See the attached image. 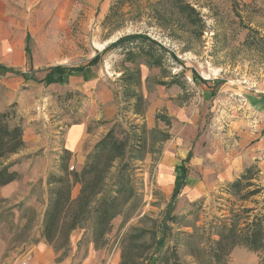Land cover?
<instances>
[{
	"label": "rangeland",
	"instance_id": "rangeland-1",
	"mask_svg": "<svg viewBox=\"0 0 264 264\" xmlns=\"http://www.w3.org/2000/svg\"><path fill=\"white\" fill-rule=\"evenodd\" d=\"M50 1L37 6L31 17L25 2L18 6L22 15H29L23 16V25L32 35L30 47L35 62L78 68L88 66L101 55L97 65L86 69L90 71L89 77L95 79L94 89L86 90L80 82L75 88L69 84V87H61L56 83L37 82H30L23 88L21 83L16 98L20 103L13 105V110L26 105L22 96L29 93L31 125L37 136L40 131L45 137L47 154L56 158L51 174L60 175L66 129L80 123L90 106L96 108L99 92L110 87L116 96L118 116L111 122L94 121L93 127L109 124L110 130L115 126L120 138L124 136L122 130L129 131L130 124L144 126L147 132L145 157L132 160L131 164L130 184L135 192L132 205L137 208L127 222L129 206L113 221L105 246L96 249L88 232L80 241L84 231L77 230L65 250L56 253L41 236L49 202L48 178L46 182L44 178L24 182L21 176L12 196L2 197L0 189V264H121L125 238L140 230L152 229L164 219L167 210L179 218L177 224L170 225L174 237L169 238L167 247L177 251L183 264H202L191 256V252L194 247L199 248L197 252L209 247L206 234L211 223L228 218L232 202L236 203L234 209H256V213L264 214L262 165L256 161L246 165L243 172L255 166L258 172L253 183L261 186L263 192L246 202H238L227 192L232 182L223 178L220 181L221 173L214 174L212 159L220 154L223 157L218 162L220 165L238 154L237 148L239 153H245L240 143L247 136L245 122L251 115L247 96H264V46L256 48L245 43L251 30L264 38V0H110L106 15L103 13L106 5L102 8V1L95 7L96 15L92 19L86 15L89 8L84 0H80L73 17L69 15L73 9L70 5L61 6L63 13L58 15L60 7ZM179 2L196 10L201 20L196 26L180 10ZM131 35H144L160 44L163 49H155L163 66L148 65L144 57L136 63L125 61L124 49L134 48L132 45L103 53L111 44ZM30 65L22 71L39 82L51 71L46 67L34 69L32 60ZM17 71L20 70H8L9 74L4 76L0 74V90ZM136 73L140 75V84L134 90L145 103L142 117L129 112L133 101L124 102L126 89L122 78ZM173 81L177 84L164 85ZM6 96L0 93L2 103ZM98 112L99 116L103 114L102 107ZM159 116L167 119H158ZM238 121L242 124L239 127L242 136L234 134ZM165 134L171 139L158 143ZM169 147L192 160V177L201 178L206 170H210L206 181L214 185L208 191L210 194L191 202L193 196L183 195L181 190L173 202L175 188L170 192L158 189L157 167ZM119 165L117 162L112 169L107 189L115 180ZM71 166L75 165L69 162ZM36 167L41 171L46 166ZM237 174L238 171H234L233 177ZM189 235L194 237L191 239ZM46 247L52 251L39 260L36 254ZM201 257L204 258L203 254ZM229 264H259V259L257 254L237 248L232 252Z\"/></svg>",
	"mask_w": 264,
	"mask_h": 264
},
{
	"label": "trees",
	"instance_id": "trees-1",
	"mask_svg": "<svg viewBox=\"0 0 264 264\" xmlns=\"http://www.w3.org/2000/svg\"><path fill=\"white\" fill-rule=\"evenodd\" d=\"M178 4L192 25L196 26L201 21L196 10L189 4L185 2ZM250 33L252 34L248 36L246 45L256 48L264 46V38L258 32L251 30ZM125 45L134 47L124 49L125 61L136 63L139 58L144 57L148 65L163 66L162 58L156 54L155 49L162 50L163 47L144 35L123 37L111 44L103 53L125 47ZM27 52L31 56L29 49ZM100 58L101 55H98L86 67L53 68L42 82L50 81L52 77L57 76V72H67L69 75L83 73L87 68L97 65ZM21 75L26 80L30 79L26 74ZM139 79V73L122 78L126 89L124 102L127 104L134 102L129 112H132L133 116L142 117L145 112V103L143 97L134 90L140 84ZM175 83L173 81L164 85L171 86ZM158 119L166 120L167 118L159 116ZM122 133L124 136L120 138L115 126L110 129L87 155L86 162L79 171L69 172L71 154L65 152L61 158V174L49 175L47 181L49 202L44 214L41 236L56 253L65 250L71 235L77 230L84 231L80 241L86 238L88 232L92 235L96 249L105 246L106 237L112 231L113 221L123 214L128 206L130 210L125 222L135 213L137 207L135 204L132 205L135 192L130 184L131 164L132 160L144 159L147 151L145 137L147 132L144 126L130 124L129 131L122 130ZM170 139V136L165 134L158 143H164ZM24 147L23 127L11 106L8 111L0 114V188L20 180V174L12 170L18 162H8V160ZM117 162L120 164L117 176L107 189V180ZM257 172L255 166L247 168L240 177L228 185V194L238 202H246L261 194L262 187L253 183ZM76 186L80 187V191L79 195L73 198L72 192ZM183 187L182 181L176 183L171 198L173 202L176 201ZM235 206L236 203L232 202L230 216L224 221L211 223L206 234L208 248L197 252L199 248L193 246L191 256L202 264H229V258L237 248L257 254L259 264H264V214L256 213V209L243 207L234 209ZM178 221L179 218L167 210L164 219L158 225L154 224L152 229L140 230L127 236L122 243L121 264H183L177 251L169 250L167 247L169 238L174 237L170 225L177 224ZM188 237L192 239L194 235ZM202 254L204 258L201 257Z\"/></svg>",
	"mask_w": 264,
	"mask_h": 264
},
{
	"label": "crops",
	"instance_id": "crops-1",
	"mask_svg": "<svg viewBox=\"0 0 264 264\" xmlns=\"http://www.w3.org/2000/svg\"><path fill=\"white\" fill-rule=\"evenodd\" d=\"M47 1L48 0H0V68H2L0 69V74L4 76L6 73L9 74L7 72L8 70H20L15 73L13 72L14 77L6 81V84L1 88L2 90H0L1 94H7V96L3 98L4 103L0 100V114L8 111L11 106L20 103L16 98L21 83L23 84V88L29 86L30 82H37L40 84L45 83L42 81L46 77L39 82L31 75L22 71L31 66V60L34 69H43L44 67H46L45 69H53L58 67H52L46 64L41 65L35 62L31 50L32 48L30 47L32 35L23 25V19L29 15V17H31V15L36 13L37 6H43ZM102 1H104L102 8L106 5V9L103 11L104 15H106L111 4L110 0L83 1L87 8H89L86 12L88 19L94 18L96 15L94 12L95 7L99 6ZM23 2L29 6L27 9L29 15L26 13L22 15V12L18 7ZM50 2L60 7L58 15H62L63 12L61 8L64 4L70 5L73 9L69 12V15L73 17L72 14L74 13L76 15L75 10L79 5L80 0H51ZM28 49L31 52V56L28 55ZM21 74H26L30 79L26 80ZM89 75V69L79 74L76 73L69 75V73H67L66 76L61 72H57V76L52 77L50 81L46 82V84L56 83V85H60L61 87L69 84L75 88L76 84L80 82L85 85L86 90H93L95 79L89 77ZM72 80H74V83L71 82ZM24 83H26V85H24ZM99 96V105H97L96 108L92 105L90 108L86 109L88 114L84 119H82L80 123L68 127L64 135V150L71 154V160L69 161L70 165L74 164L77 171L84 166L87 155L109 130V124H106V127H93V122H99L101 119L106 122H111L118 116V106L115 102L116 96L112 89L106 86V90L100 91ZM22 97L25 99L24 103H26V105L23 104V106H18V110L16 111L14 109V112L23 127V140L25 147L18 154L11 156L8 162L19 160L12 170L19 173L24 182L38 181L40 178H44L46 182L52 169H54L53 164L56 163V158H52L47 154L46 144L44 143L45 137H42L40 131H38L37 136V132H34L33 130L34 125H31L33 122L28 115V109L30 106L29 93H23ZM247 100L251 115L248 116L247 122H245L247 126V136L240 143V147H244L243 149H245V153L244 151L239 153V148H237L238 154L232 155L230 160L222 162L220 165H218V162H221V158L223 160V157L220 154H216L214 158H212L214 162L213 169H215L214 174L221 173L219 177L220 181L223 178L222 180L226 179L228 182H233L243 173L246 165H251L256 161L262 165V168H264V96L250 94L247 96ZM99 107H102L103 114H101V116L98 115ZM241 126L242 124L239 121L235 124V135L242 136L243 133L239 128ZM35 128L37 127L35 126ZM41 150L45 151L40 152ZM36 154L37 156H35ZM54 156L55 154L53 157ZM41 165H45L46 167L40 171L36 166ZM192 166L193 162L192 160L188 161V156L186 154L184 155L181 152H177L176 149L172 151L169 147L166 153L162 154V158L157 167L158 175L156 185L158 189L161 191L166 189L170 192L175 188L176 183L182 181L184 184L182 194L193 196V199L190 200L191 202H195L203 196L210 194L208 191L213 189L214 186L206 183V181H208L207 177L210 170H204L205 173L201 178L199 176L196 179L192 177ZM234 171H238V174L233 177ZM223 175H225V177H223ZM18 182L19 181H16L0 188L2 197L8 198L12 196L18 187ZM79 191V186H76L73 189V198H76L79 195ZM50 251H52V249L49 247H46L45 249L41 248L38 254H36V257L39 260L45 259Z\"/></svg>",
	"mask_w": 264,
	"mask_h": 264
},
{
	"label": "built area",
	"instance_id": "built-area-1",
	"mask_svg": "<svg viewBox=\"0 0 264 264\" xmlns=\"http://www.w3.org/2000/svg\"><path fill=\"white\" fill-rule=\"evenodd\" d=\"M69 170H70L71 172H74V171L76 170V168H75L74 166H71V167H69ZM24 264H27V263H24Z\"/></svg>",
	"mask_w": 264,
	"mask_h": 264
}]
</instances>
